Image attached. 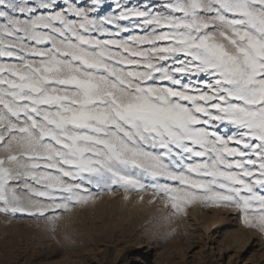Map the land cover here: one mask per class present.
Here are the masks:
<instances>
[{
  "label": "snow or ice",
  "instance_id": "1",
  "mask_svg": "<svg viewBox=\"0 0 264 264\" xmlns=\"http://www.w3.org/2000/svg\"><path fill=\"white\" fill-rule=\"evenodd\" d=\"M148 191L264 235V0H0V214Z\"/></svg>",
  "mask_w": 264,
  "mask_h": 264
},
{
  "label": "rangeland",
  "instance_id": "2",
  "mask_svg": "<svg viewBox=\"0 0 264 264\" xmlns=\"http://www.w3.org/2000/svg\"><path fill=\"white\" fill-rule=\"evenodd\" d=\"M142 195H104L63 214L55 231L43 218L0 214V264H264V235L238 213L194 205L177 217Z\"/></svg>",
  "mask_w": 264,
  "mask_h": 264
}]
</instances>
